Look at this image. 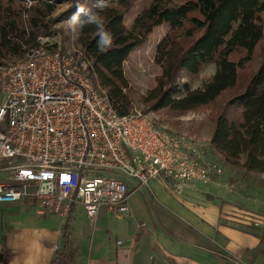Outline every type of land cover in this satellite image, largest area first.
<instances>
[{"label":"built area","instance_id":"2783aa9c","mask_svg":"<svg viewBox=\"0 0 264 264\" xmlns=\"http://www.w3.org/2000/svg\"><path fill=\"white\" fill-rule=\"evenodd\" d=\"M73 55L38 41L0 64V205L62 219L78 208L93 224L100 209L127 217L130 192L151 179L180 191L223 173L149 114L118 113L91 82L88 59Z\"/></svg>","mask_w":264,"mask_h":264},{"label":"trees","instance_id":"16d2710c","mask_svg":"<svg viewBox=\"0 0 264 264\" xmlns=\"http://www.w3.org/2000/svg\"><path fill=\"white\" fill-rule=\"evenodd\" d=\"M140 1L144 0H109L78 18L75 39L89 61L91 82L118 113H127L132 103L122 63L154 27L167 23L169 28L155 47L161 75L143 102L153 110L184 113L213 103L237 87L240 70L253 48L259 47V65L214 117L209 144L226 165L264 172V0H150L126 28L123 14ZM53 10L54 5L45 0H33L28 8L17 6L14 0H0V64L22 55L40 36L53 31V20L47 19ZM92 15L101 17L113 35V45L106 52L97 48L96 28L88 23ZM242 51L243 56L232 57ZM207 64H213L214 72L200 87L191 89L187 82L177 81L182 72L196 76ZM227 107L237 109L236 116L223 113ZM69 221L67 216L61 226V248L49 264L72 263Z\"/></svg>","mask_w":264,"mask_h":264},{"label":"crops","instance_id":"0c3cea01","mask_svg":"<svg viewBox=\"0 0 264 264\" xmlns=\"http://www.w3.org/2000/svg\"><path fill=\"white\" fill-rule=\"evenodd\" d=\"M221 175L206 183L183 184L180 191L151 179L148 188L130 192L127 217L100 209L93 224H88L82 210L72 208L68 214L71 264L211 262L210 223L215 209L207 194L223 199L225 194H231L224 188ZM151 192L159 194L156 197L162 208L158 219L155 204L143 195ZM170 194H183L189 201L174 199ZM0 212V264H49L54 246L61 248V226L66 218L39 217L30 205L24 204L0 205Z\"/></svg>","mask_w":264,"mask_h":264},{"label":"rangeland","instance_id":"374dc122","mask_svg":"<svg viewBox=\"0 0 264 264\" xmlns=\"http://www.w3.org/2000/svg\"><path fill=\"white\" fill-rule=\"evenodd\" d=\"M14 1L17 6L19 4L25 8L33 4V0ZM45 1L54 5L53 12L47 17V19L53 20V31L48 35L40 36L38 41L47 48H59L62 52L76 55V52L82 51L75 39L78 23L75 26H70L72 17L76 15L79 18L92 7H101L104 2L109 0ZM149 2L150 0H144L131 6L123 14V25L126 28L130 27L133 18L145 9ZM22 17L24 20L25 13ZM168 28L167 23L154 27L145 41L134 47L122 63L123 73L128 83L126 92L131 100L132 108L141 113L149 114L153 121L163 129L190 138L203 151V155L208 161L218 164L223 169L221 177L224 178V188H226L227 193L231 194H225L224 199L218 197L217 194L216 196L207 194L211 197L215 212L211 214L210 223L212 232L209 249L212 253V261L206 264H264V172H246L239 167L226 165L209 144L214 117L222 111L223 106H226L224 102L237 93L256 70L261 59V49L255 47L251 51L249 59L239 72V85L223 92L215 102L184 113L166 108L153 110L150 103L145 104L143 99L159 81L162 67L155 61V47ZM261 45H264V40ZM243 55V51L241 53L235 52L232 57L238 58ZM15 58L4 59L1 62L2 64L7 63ZM213 71V64H207L199 70L196 76L182 72L177 81L179 84L187 82L191 89L197 88L210 77ZM224 111L230 117L236 116L238 112L232 107H227L223 113ZM145 188L142 186L140 190L143 191ZM143 195L155 204L154 212L156 211L158 219V212L162 208L156 197H159V194ZM170 195L174 199L189 201L182 197L183 194ZM213 197L217 200L214 201ZM168 214L176 218L170 212ZM256 221L259 223L258 226L254 225ZM172 264L190 263L177 260L173 261Z\"/></svg>","mask_w":264,"mask_h":264},{"label":"clouds","instance_id":"9594fccd","mask_svg":"<svg viewBox=\"0 0 264 264\" xmlns=\"http://www.w3.org/2000/svg\"><path fill=\"white\" fill-rule=\"evenodd\" d=\"M78 23V18L76 15H74L70 21V26H75ZM89 24H92L95 26L96 31H97V48L100 52H106L108 51L112 45H113V35L110 31L106 29L105 21L97 16V15H92L89 20Z\"/></svg>","mask_w":264,"mask_h":264}]
</instances>
